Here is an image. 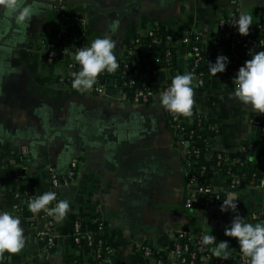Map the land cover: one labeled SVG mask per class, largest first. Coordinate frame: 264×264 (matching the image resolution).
Here are the masks:
<instances>
[{
	"label": "crops",
	"instance_id": "1",
	"mask_svg": "<svg viewBox=\"0 0 264 264\" xmlns=\"http://www.w3.org/2000/svg\"><path fill=\"white\" fill-rule=\"evenodd\" d=\"M26 3L37 12L30 23L18 24L0 9V210L18 215L26 236L21 251L4 253L8 264H69L72 258L94 264L91 251L73 244L75 222L89 229L104 225L110 248L104 264H157L145 257V248L165 256V264H176L169 254L180 231L195 237L217 235L230 241L231 253L241 252L225 228L236 214L253 224L264 223V191L243 184L232 188L217 171L208 186L222 202L234 193L237 212L221 211L207 196L204 206L187 208L188 199L198 193L190 182L197 172L189 159V143L177 137L159 97L175 75L190 73L192 52L185 41L199 37L206 55L216 60L213 42L219 22L239 18L242 12L250 13L253 23L264 21V0H71L67 11L59 9V0ZM155 29L162 35L146 55L158 73L149 104H136L120 91L116 73L121 67L107 72L104 95L81 92L58 80L65 64L80 66L73 54L96 38L116 42L121 64L131 57L135 40L148 38ZM60 32L68 39L63 63L55 66L47 62L42 42L55 40ZM171 49L176 55L169 68L164 57ZM237 72L211 74L203 88L194 84L193 114L181 118L186 128L193 127L197 116L215 126L220 134L213 150L229 162L246 159L264 167V146L254 124V117L264 118V113L234 96ZM22 149L28 151L24 163ZM74 162L75 180L57 191V201L68 200L70 209L62 220L53 218L56 247L48 250L37 235L46 226L43 211L33 214L17 195L52 191V173L64 178Z\"/></svg>",
	"mask_w": 264,
	"mask_h": 264
},
{
	"label": "clouds",
	"instance_id": "2",
	"mask_svg": "<svg viewBox=\"0 0 264 264\" xmlns=\"http://www.w3.org/2000/svg\"><path fill=\"white\" fill-rule=\"evenodd\" d=\"M0 9L7 17H14L18 24L30 23L37 15L36 10L26 3V0H0ZM253 24L252 15L242 12L234 26L241 35L247 36ZM116 42L109 37L96 38L89 47H81L73 54V58L81 66L78 72L71 75L72 87L84 92L93 88L97 77L104 73H113L120 68L114 49ZM251 59L245 61L236 76L234 96L243 104L250 105L258 113H264V51L250 52ZM209 62V72L216 76L226 71L230 58L218 55L215 62ZM160 102L169 111L190 117L194 106V74H177L171 85L160 94ZM237 196L229 193L221 205V211L237 212ZM56 201V192L48 191L35 196L28 201V209L33 213L44 211L57 221L62 220L70 209L68 200ZM225 235L238 240L240 251L249 258L250 264H264V223L247 222L244 216L236 214L230 226L225 228ZM26 236L18 215L8 210H0V258L4 253L15 254L25 247ZM202 244L215 245L212 253L222 259L231 256L230 241L223 240L217 243L215 235H204Z\"/></svg>",
	"mask_w": 264,
	"mask_h": 264
},
{
	"label": "built area",
	"instance_id": "3",
	"mask_svg": "<svg viewBox=\"0 0 264 264\" xmlns=\"http://www.w3.org/2000/svg\"><path fill=\"white\" fill-rule=\"evenodd\" d=\"M71 0H59L58 7L62 11H67L70 9L69 2ZM236 18H232L229 20H223L218 24V32L217 36L214 39L213 47L218 52L219 55L223 54L230 58V63L227 66L229 72H236L239 68L244 65L245 61L250 60L252 57L250 52L256 53L259 51H264V21L255 22L251 25L250 32L247 36L241 35L238 32V29L234 24L236 23ZM159 33V30H153L149 33V38L154 39L156 41V36ZM65 36L64 32H60L56 35L55 40L42 42L43 45H46V54H47V62L51 65H62L63 60L59 57L58 47L57 45L62 42L63 37ZM80 42L83 41V36H80L78 39ZM199 40H197L198 42ZM185 43L191 44L190 40L185 41ZM136 51H140V57L146 58L147 51L149 48L142 47V39L137 38L134 42V47L131 52V56L135 54ZM209 58V56H207ZM172 52L171 50H167L165 52V63L167 65L172 64ZM211 61L212 59L209 58ZM139 61L140 58H137ZM203 57L201 55L200 49L198 46H194L192 49V59L190 62V73L194 74V84L199 86L200 88L205 87L206 79L202 72L197 73L196 69L200 66ZM66 72L61 74L58 80L62 83H70L72 84V78H70L73 73L75 67L73 64H65L64 66ZM146 72L148 73V79L143 82L141 87H137L135 90L134 87L137 84V79L140 75V71L137 69L130 70L129 66L119 69L116 73V76H119L122 81L120 91L123 93V89L133 90L131 92L132 101L136 104L147 105L150 103L154 96V90L152 88V84L149 83L151 79L158 75L156 69L151 65H147ZM105 77V72L101 73L97 77V82L93 86L92 89L87 90L85 92L96 94V95H104L107 89V82H102V79ZM109 81V80H108ZM168 111V115L171 118L172 123L175 125V132L183 131L184 124L181 118V114L173 113ZM259 116L254 117V124L259 128V138L261 144L264 146V118L263 122H260ZM201 116H197L196 119ZM211 133L216 135L218 130L212 129ZM208 155L215 156L216 152L213 150V147L209 149ZM28 151L26 149L21 150V162L24 163L25 157L27 156ZM188 154L194 155V152L188 151ZM198 155V151L195 152ZM217 159L219 161L218 166H221L222 161L228 162L229 160L225 155L217 153ZM241 162V161H240ZM239 162V163H240ZM204 170V169H203ZM202 170L200 175H192L190 177V182L198 186L197 196L188 199L187 208H192L195 205H205L204 202L206 199L205 196L210 199V201L214 204L222 205V198L219 195H213L212 190L208 185L201 183L200 178L203 176L204 171ZM231 173V172H229ZM25 172H18L19 177H24ZM77 175V163L74 162L71 164L70 170L64 178H59L55 174L52 173L51 176V186L52 191L56 192V201H53L49 206H54L57 201V191L61 187H67L71 184L73 180H75ZM232 180L230 182V186L232 188H238L241 183V179L238 176L233 175ZM249 186H258L264 191V172L260 175V178L256 174L253 175ZM35 195L25 194L17 195L18 200H23L26 207L28 208V201L31 198H34ZM41 219L45 222L46 226L43 230L38 231V239L41 240L47 247L48 250H53L56 247V237H55V222L52 216L47 215L44 211L41 214ZM253 220H258V216H253ZM73 244L76 248L82 249L81 246L86 244L85 249H88L93 253L94 256V264H104L107 257H110V248L107 245L106 237H105V227L103 224H99L94 229L85 228V226L80 222H75L73 225ZM196 240V237L193 234L187 231H180L173 237L172 249L169 254V259L173 260L176 264H196L195 262L198 259L199 254H205L202 258V262L204 264H209L212 258L219 259L218 264H229L227 259H222L216 257L214 254L207 253L208 249L203 247L201 242H196V251H192L191 245ZM152 249L146 248L144 251V255L146 258H152ZM165 256H160L158 260H156L157 264H165L164 261ZM239 264H250L249 258L245 257L242 253L239 255ZM0 264H8L6 258H0Z\"/></svg>",
	"mask_w": 264,
	"mask_h": 264
},
{
	"label": "trees",
	"instance_id": "4",
	"mask_svg": "<svg viewBox=\"0 0 264 264\" xmlns=\"http://www.w3.org/2000/svg\"><path fill=\"white\" fill-rule=\"evenodd\" d=\"M162 35V31H159V33L156 36V39ZM67 37L66 34L62 39V42L59 43L57 45L58 47V53H59V57L62 58V51L65 47V42L67 41ZM197 40H199L197 42ZM194 46H198L201 52V55L203 57V60L200 63V66L198 67V69H196L197 73L202 72L205 76L206 81L208 80V78L210 77L211 73L209 72V58L207 57L205 51H204V45L202 44V40L195 36L191 38V44L189 46L190 51L192 52V49ZM142 47L143 48H149V52L152 51L155 47H156V42L154 39H150L148 38H144L142 39ZM214 48V47H213ZM172 64L169 66V68H171L173 66V62H174V57L176 55V50H172ZM140 53V51H136L134 55H132L131 57H129L128 60L124 61L123 63H121L120 67L123 68L126 65L129 66L130 70H134L137 69L140 71V75L137 79V84L134 87L133 90H135L137 87H141V85L143 84V82H145L148 79V73L146 72V67L148 65L147 59L144 57H140L138 56ZM137 58H140V60L138 61ZM215 59H212L211 62H215ZM81 66H77L76 67V72H78L80 70ZM120 68V69H121ZM228 70V69H227ZM107 76L108 73L105 71V77L102 79V82H107ZM156 79H151V81L149 83H153ZM116 85L118 87L121 88V84L122 81L120 80L119 76L116 77ZM133 90H129L124 88L123 89V93L130 95L131 92ZM170 118V117H169ZM259 120L260 122H263V117L259 116ZM171 121V118H170ZM172 122V121H171ZM173 127L175 126L172 123ZM216 128L215 126H213L212 124H210L209 122H207L205 120V118L203 116H201L198 119L194 120V125L192 128H186L184 126V130L183 131H178L176 133L177 137L179 138L180 141H186L189 143V151L194 152V155L191 154L189 155V159L192 162L195 171L197 172V174H201L202 170L204 171L203 176L201 177V181L203 184H207L210 181V179L212 178L213 174L217 171H222L223 174L227 177V179L229 180V183L232 180V176H238L241 179V184H243L244 186H249L250 185V181L253 177L254 174H256L258 176V178H260V175L264 172V167L258 166L253 164L252 162H250L249 160H242L240 163L238 164H234L231 162H224L222 161L221 166H218V159H217V152L215 154V156H210L208 155V152L210 151L209 149L211 147H213V142L215 140V138L220 134H216L213 135L211 133L212 129ZM175 131V128H174ZM198 151V155L195 154V152ZM264 158V150L261 153V161H263ZM231 172V173H229ZM240 185L238 187H240ZM206 235V234H201L196 236V240L193 242V244L191 245L192 251H196L197 247H196V242L200 241L202 244V237ZM207 235H214V234H207ZM217 237V243L220 242L219 238L217 235H215ZM203 247L207 248L208 251L207 253H212L211 248L214 247L215 245H204L202 244ZM86 244H83L81 246L82 249H85ZM79 248V247H78ZM146 249V248H145ZM152 258H154L155 260H158L160 258V255H158L154 249H152ZM242 252H236V253H231V256L227 259L229 264H239L240 260H239V255ZM205 254H199L198 255V259L195 262L196 264H204L202 262V258ZM105 258L109 259L110 257L104 256ZM164 261L166 260L165 257ZM69 264H81L79 262L78 258H72L68 261ZM219 263V259L217 258H212V260L209 262V264H218Z\"/></svg>",
	"mask_w": 264,
	"mask_h": 264
},
{
	"label": "rangeland",
	"instance_id": "5",
	"mask_svg": "<svg viewBox=\"0 0 264 264\" xmlns=\"http://www.w3.org/2000/svg\"><path fill=\"white\" fill-rule=\"evenodd\" d=\"M145 251V250H144Z\"/></svg>",
	"mask_w": 264,
	"mask_h": 264
}]
</instances>
